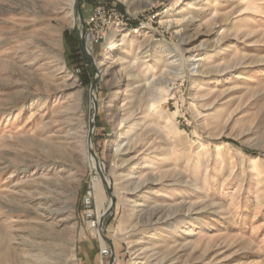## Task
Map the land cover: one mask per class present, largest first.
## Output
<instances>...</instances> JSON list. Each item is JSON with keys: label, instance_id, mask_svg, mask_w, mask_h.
Listing matches in <instances>:
<instances>
[{"label": "rangeland", "instance_id": "1", "mask_svg": "<svg viewBox=\"0 0 264 264\" xmlns=\"http://www.w3.org/2000/svg\"><path fill=\"white\" fill-rule=\"evenodd\" d=\"M179 1L0 0V264H264V0Z\"/></svg>", "mask_w": 264, "mask_h": 264}, {"label": "built area", "instance_id": "2", "mask_svg": "<svg viewBox=\"0 0 264 264\" xmlns=\"http://www.w3.org/2000/svg\"><path fill=\"white\" fill-rule=\"evenodd\" d=\"M94 7L91 14L87 17L85 24L92 40L99 42L104 40L107 32L111 29L113 24L122 23L123 20H118L114 8H108L106 5ZM93 193L87 191L83 196V209L85 219L92 227H95L96 221L94 220V212L92 210Z\"/></svg>", "mask_w": 264, "mask_h": 264}, {"label": "bare ground", "instance_id": "3", "mask_svg": "<svg viewBox=\"0 0 264 264\" xmlns=\"http://www.w3.org/2000/svg\"><path fill=\"white\" fill-rule=\"evenodd\" d=\"M177 4H178L177 7L173 8L174 15H179V14L183 13L185 10H187L190 7H192L193 5L194 6H202V5H205V4H207V0H180ZM174 22H175L176 25L183 24V20H175ZM108 50H109L108 51L109 53L112 52V51H115L116 50V46L113 45V44H111L110 47L108 48ZM202 61H203L202 58L194 59L192 61V64L190 65L192 67L190 69V72L191 73H194L195 72L194 63H198V62H202ZM113 98H115V95H113L112 99Z\"/></svg>", "mask_w": 264, "mask_h": 264}, {"label": "trees", "instance_id": "4", "mask_svg": "<svg viewBox=\"0 0 264 264\" xmlns=\"http://www.w3.org/2000/svg\"><path fill=\"white\" fill-rule=\"evenodd\" d=\"M78 77H79L80 81L82 82V84L88 85L90 83L89 78H88V76H86V74L79 73Z\"/></svg>", "mask_w": 264, "mask_h": 264}, {"label": "water", "instance_id": "5", "mask_svg": "<svg viewBox=\"0 0 264 264\" xmlns=\"http://www.w3.org/2000/svg\"><path fill=\"white\" fill-rule=\"evenodd\" d=\"M83 32L85 33V29H84V27H83ZM83 45H84V43H83ZM94 88H93V86L91 87V90H93ZM91 152V154H92V151H90Z\"/></svg>", "mask_w": 264, "mask_h": 264}]
</instances>
